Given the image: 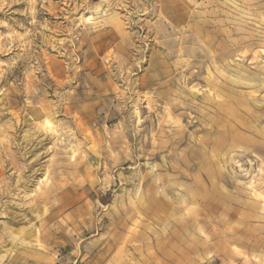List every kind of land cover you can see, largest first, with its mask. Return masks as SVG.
I'll use <instances>...</instances> for the list:
<instances>
[{
	"label": "rangeland",
	"instance_id": "374dc122",
	"mask_svg": "<svg viewBox=\"0 0 264 264\" xmlns=\"http://www.w3.org/2000/svg\"><path fill=\"white\" fill-rule=\"evenodd\" d=\"M0 264H264V0H0Z\"/></svg>",
	"mask_w": 264,
	"mask_h": 264
},
{
	"label": "bare ground",
	"instance_id": "6f19581e",
	"mask_svg": "<svg viewBox=\"0 0 264 264\" xmlns=\"http://www.w3.org/2000/svg\"><path fill=\"white\" fill-rule=\"evenodd\" d=\"M251 185V184H250ZM176 195V194H175ZM173 196V195H172ZM183 196V195H182ZM182 196H180V197H182ZM179 199V198H178ZM180 199H182V198H180ZM183 200H184V198H183ZM179 204V203H178ZM158 253V252H157ZM157 253H154V254H150L149 256H147V258L148 259H150V261L151 260H154V257H156L157 256ZM146 259V258H145ZM147 260V259H146Z\"/></svg>",
	"mask_w": 264,
	"mask_h": 264
}]
</instances>
